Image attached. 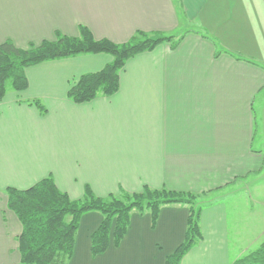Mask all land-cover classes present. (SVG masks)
I'll return each instance as SVG.
<instances>
[{
  "label": "crops",
  "instance_id": "0c3cea01",
  "mask_svg": "<svg viewBox=\"0 0 264 264\" xmlns=\"http://www.w3.org/2000/svg\"><path fill=\"white\" fill-rule=\"evenodd\" d=\"M82 25L118 43L139 30L179 41L130 57L110 96L68 97L80 75L112 60L108 53L30 65L26 89L7 87L0 264L20 260L22 224L7 188L48 175L73 199L88 185L100 196L144 186L197 194L203 237L181 264H232L256 249L264 240V0H0V43L29 47L78 35ZM254 176L263 177L245 191L222 192ZM188 216L186 206L165 205L153 226L149 213L134 212L121 242L94 255L91 235L103 217L86 212L67 264H167Z\"/></svg>",
  "mask_w": 264,
  "mask_h": 264
},
{
  "label": "trees",
  "instance_id": "16d2710c",
  "mask_svg": "<svg viewBox=\"0 0 264 264\" xmlns=\"http://www.w3.org/2000/svg\"><path fill=\"white\" fill-rule=\"evenodd\" d=\"M166 41H172L175 46L179 38L139 30L128 41L118 43L107 37L96 38L83 25L78 35L58 33L56 39L43 40L29 47H19L12 40H5L0 43V98L6 94L8 80L14 89H26L28 66L83 53H108L112 60L98 71L80 75L70 85L68 97L81 103L99 94L110 96L118 91L120 71L130 57ZM197 198L195 193L150 186H144L140 191L100 196L88 185L81 198L73 199L57 186L51 175L27 188L8 187V208L22 224L17 264H67L74 250L80 219L86 212L98 211L103 217L91 235V249L97 255L121 242L128 231L132 213H149L155 226L162 207L182 205L189 208L186 235L166 260L167 264H181L184 255L203 237L200 226L202 205L196 203ZM232 264H264V240Z\"/></svg>",
  "mask_w": 264,
  "mask_h": 264
},
{
  "label": "rangeland",
  "instance_id": "374dc122",
  "mask_svg": "<svg viewBox=\"0 0 264 264\" xmlns=\"http://www.w3.org/2000/svg\"><path fill=\"white\" fill-rule=\"evenodd\" d=\"M86 54V53H85ZM41 63V62H40ZM122 71V70H121ZM120 71V73H121ZM13 87L12 86V82L11 80H8L7 81V87ZM98 96H105V95H102V94H99ZM97 97V96H96ZM261 101V98H258L257 99V102L259 103ZM87 102V101H86ZM91 113H89V116H90ZM258 177V178H257ZM263 176H254V177H251V178H247L245 180H242L241 183H235L233 185H230L228 188H226L225 190H223L222 192L224 193H230L231 191V195H233V193L235 192L233 189L235 187H238V193H241L243 191H245L246 189H248L250 187V185L252 183H257L259 182L261 179H262ZM258 179V180H257ZM142 190V189H141ZM120 192H122V190H120L118 193H113V194H119ZM221 193V192H220ZM109 195V194H108ZM216 195V194H215ZM104 196H107V195H104ZM202 198L200 200H203V199H208L209 197H214V194L212 196H201ZM199 199V198H197ZM196 199V203L199 204L201 203L199 200ZM264 199V198H263ZM242 214H243V211H242ZM252 250H246V252H250ZM245 252V253H246ZM247 254V253H246Z\"/></svg>",
  "mask_w": 264,
  "mask_h": 264
}]
</instances>
